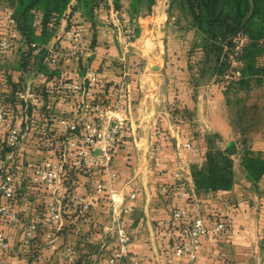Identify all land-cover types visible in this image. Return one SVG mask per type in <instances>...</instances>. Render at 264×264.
<instances>
[{
  "label": "crops",
  "instance_id": "1",
  "mask_svg": "<svg viewBox=\"0 0 264 264\" xmlns=\"http://www.w3.org/2000/svg\"><path fill=\"white\" fill-rule=\"evenodd\" d=\"M129 1L122 0V7L128 9ZM168 2L156 0L151 13L134 19L131 42L112 31L118 21L109 7L99 9L93 20L75 12L71 20L83 28L75 53L70 51L72 40L64 35L68 16L61 18L47 45L64 54L62 63L46 60L49 72L57 73L53 80L34 67H22L21 34L3 24L2 18L0 37L11 36L14 45L0 55V104L9 111L0 122V153L8 152L3 151L12 125L24 124L27 115L36 121L14 157L6 160L7 165L18 167V195L9 202L0 193V205L9 202L17 219L0 215V230L9 244L0 264H58L66 260L68 247L75 251L76 264H116L128 259L141 264H264V173L254 179L242 163L244 138L253 151L264 154V83L227 90L230 80L211 75L214 62L200 60L199 48L191 52L195 31L189 30V37L169 20ZM109 5L113 7V0ZM147 32L153 43L150 50L140 43ZM258 64L264 65V56ZM235 66L240 68L242 63ZM89 72L96 73L99 82L90 86L92 96L118 104L115 114L126 120V139L108 169H94L87 176L71 170L66 177L71 198L86 197L89 207L83 210L73 203L65 211L63 206L58 223L48 213L51 190L33 180L35 168L52 152L38 143L45 137L59 139L64 130L57 117L94 118L92 112L77 108L78 93L70 95L54 83L58 76L82 83ZM14 84L43 86L47 93L38 106L26 109L14 100ZM157 128L162 130L160 136ZM210 139L233 160L234 182L229 189L214 191L195 183L192 165L204 162ZM2 174L0 169V180ZM100 185L103 191L98 190ZM164 186L168 192L162 190ZM180 208L187 215L176 221L174 212ZM197 217L207 224L224 219L227 228L202 238L196 260L188 254L176 256L173 246L180 225ZM31 223L39 228L26 244L25 229ZM121 231L130 237L123 252ZM117 253H122L119 258Z\"/></svg>",
  "mask_w": 264,
  "mask_h": 264
},
{
  "label": "trees",
  "instance_id": "2",
  "mask_svg": "<svg viewBox=\"0 0 264 264\" xmlns=\"http://www.w3.org/2000/svg\"><path fill=\"white\" fill-rule=\"evenodd\" d=\"M101 2L106 3V8L109 7L107 0H0V11L4 15L0 17V23L3 21L2 18L6 19L3 8L12 7L16 20L13 28L21 34L22 67L25 69L34 67L45 73L47 79L53 80L57 73L49 72L45 65L46 60L49 62L50 56L47 45L60 19L68 16V29L78 27L80 24L72 22V15L81 11L85 17L93 20L100 9ZM155 4L156 0H130L128 10L133 18H137L151 13ZM113 5L116 9H120L123 6L122 0H113ZM69 9L70 12L67 13ZM167 13L169 20L173 19L179 29L195 31L196 40L193 42L191 52L199 48L203 52L200 60L214 62L211 75H214L216 80L224 79V75L232 67V60L242 63V66L238 68L241 76L230 80L227 90H247L253 82L264 83V65L258 64V60L264 56V0H169ZM2 23L9 25L7 19ZM239 37L246 38V42L237 50L239 42L236 38ZM33 44L35 47L32 46ZM55 48L59 50L58 47L55 46ZM63 57L64 54L59 56L57 64L63 62ZM60 77L58 76L54 81L56 85L66 80ZM98 83L90 84V86ZM62 87L60 91L64 94ZM13 88L14 100L20 101L24 106V101L15 94L21 86L14 84ZM33 88L42 95L47 93L43 86ZM91 101L107 103L99 95H93ZM5 107L8 109L7 106ZM63 117H57V123ZM60 132L59 138H62L66 132ZM126 132L127 123L124 122L120 132L121 142L114 147L115 151L122 147ZM242 144L244 146L242 163L248 174L258 179L264 173V154L253 151L248 146L247 138L243 139ZM9 150L7 147L3 152ZM192 174L197 187L214 191L229 189L234 182L233 160L227 151L219 149L210 139L204 162L193 164ZM68 182L64 200L65 211L74 207Z\"/></svg>",
  "mask_w": 264,
  "mask_h": 264
},
{
  "label": "built area",
  "instance_id": "3",
  "mask_svg": "<svg viewBox=\"0 0 264 264\" xmlns=\"http://www.w3.org/2000/svg\"><path fill=\"white\" fill-rule=\"evenodd\" d=\"M109 3V0H107ZM99 8H106V3L101 2ZM111 15L118 23L113 28V32H117L131 42L135 40V30L133 27L134 19L129 10L121 7L116 9L113 5L111 7ZM5 17L10 27L16 24L14 18V9L10 6L3 8ZM111 21L110 16L106 19V26H109ZM64 35L70 38L73 42L70 51L75 53L78 44L83 38V28L81 26L67 29ZM239 42L237 50L241 45L246 42V38H236ZM13 39L11 36L0 37V55H4L13 48ZM35 47V45H32ZM38 50L36 49V52ZM49 62L57 64L59 56L62 54L55 47L48 49ZM236 60H232V67L226 72L224 78L226 80L234 78L238 79L241 76V72L238 68H235ZM98 82V76L94 72H89L85 82H77L73 80H63L61 85L69 94H79V101L77 102V108L82 112H92L94 114L93 119H89L85 116H80L77 119H71L69 117L61 118L59 124L66 132L62 138L55 139L52 137L42 138L38 145L39 147L49 148L52 152L49 158H46L42 165L35 168L33 180L37 183H43L46 185L53 194V199L48 205L49 217L52 221L60 223L63 219V206L66 197V190L68 184L66 177L71 170H76L81 175H89L94 169L106 170L112 164L116 151L114 147L121 142L120 132L121 127L126 120L116 116L115 112L119 109L118 104L93 102L91 101L92 92L90 84ZM121 96L125 99L124 86L120 88ZM16 96L24 101L25 108L38 106L43 99V95L34 90L33 87H21L16 90ZM9 115L8 109L0 104V122L7 119ZM24 124H14L10 127L7 138L6 146L9 147V151L6 154L0 153V169L3 170V174L0 180V193L1 195L10 201L15 200L18 195L17 180L19 177V170L15 164H6L8 158L14 157L18 148L23 142L25 133L30 130L31 126L35 123V118L27 115ZM155 133L160 136L162 130L157 128ZM186 147H191L190 144H186ZM159 150V146H157ZM99 191H103V187L98 186ZM163 191L168 192V186L162 188ZM186 194V193H184ZM133 197L135 194L132 195ZM0 205V215L8 218L12 221L17 219V212L13 210L10 203ZM73 203L77 206H82L83 210L89 207V202L86 197H78L73 200ZM187 215L185 209H177L174 212V220L180 221ZM36 223H31L25 229L24 242L30 243L38 230ZM227 228V222L224 219L217 218L212 224H207L201 217H197L186 224H181L179 228V238L173 246L174 254L178 257L186 254L190 255L193 260H196V252L201 247L202 238L210 234L221 233ZM49 237H52L49 234ZM130 241V237L125 231L120 232L121 252L127 246ZM9 249L7 237L3 231L0 230V255ZM67 257L64 262L58 264H76L75 263V251L72 247L66 249ZM122 253H117L116 258H119ZM114 257V258H115ZM112 262L115 263V259ZM116 264H141L137 260H123Z\"/></svg>",
  "mask_w": 264,
  "mask_h": 264
},
{
  "label": "rangeland",
  "instance_id": "4",
  "mask_svg": "<svg viewBox=\"0 0 264 264\" xmlns=\"http://www.w3.org/2000/svg\"><path fill=\"white\" fill-rule=\"evenodd\" d=\"M159 1H161V0H159ZM186 33H187V36H189V37L192 36V33L188 34V31H186ZM148 37H149V33L147 32V33L144 34V37H143V39L141 40L140 43L143 44L142 45L143 48H145L147 50H150L153 47V43H151V39L148 38ZM235 68H237V67H235ZM228 80H235V79L231 78V79H228Z\"/></svg>",
  "mask_w": 264,
  "mask_h": 264
}]
</instances>
